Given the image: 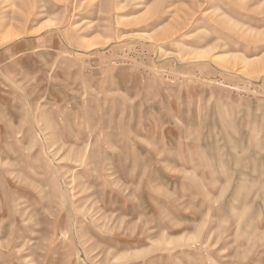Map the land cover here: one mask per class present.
Masks as SVG:
<instances>
[{
	"label": "rangeland",
	"instance_id": "1",
	"mask_svg": "<svg viewBox=\"0 0 264 264\" xmlns=\"http://www.w3.org/2000/svg\"><path fill=\"white\" fill-rule=\"evenodd\" d=\"M0 264H264V0H0Z\"/></svg>",
	"mask_w": 264,
	"mask_h": 264
}]
</instances>
